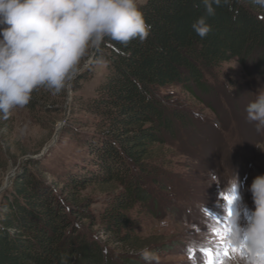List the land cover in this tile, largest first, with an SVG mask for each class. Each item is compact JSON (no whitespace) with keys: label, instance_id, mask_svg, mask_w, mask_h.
Wrapping results in <instances>:
<instances>
[{"label":"rangeland","instance_id":"obj_1","mask_svg":"<svg viewBox=\"0 0 264 264\" xmlns=\"http://www.w3.org/2000/svg\"><path fill=\"white\" fill-rule=\"evenodd\" d=\"M46 1L60 12L70 3ZM143 2L124 0L91 47L117 18ZM33 5L34 0H0V20L8 15L20 20ZM253 8L264 17V2ZM9 33L0 26V197L15 177L8 176L24 166L32 169L30 161H39L40 181L59 191L64 175L93 167L85 141L98 137L99 118L87 111V102L103 81L105 64L89 69L93 51L76 59L67 79L47 86L30 107L21 89L40 75L41 54ZM205 81L208 92L177 85L160 90L172 107L187 111L188 122L144 160L150 198L128 211L137 245L116 241L101 219L123 190L119 182L92 183L79 194L85 214L74 218L76 224L115 258L143 264H264V78L233 59L205 72ZM6 180L11 184L4 188Z\"/></svg>","mask_w":264,"mask_h":264},{"label":"trees","instance_id":"obj_2","mask_svg":"<svg viewBox=\"0 0 264 264\" xmlns=\"http://www.w3.org/2000/svg\"><path fill=\"white\" fill-rule=\"evenodd\" d=\"M123 2L70 0L60 12L46 0H34L33 11L20 20L12 15L0 20L21 46L41 54L40 75L21 89L30 107L47 86L67 79L76 59L93 51L89 69L105 64L103 81L87 102V111L99 118L98 137L85 141L93 167L64 175L59 191L40 181L39 161L15 175L0 197V264H143L115 258L76 224L74 218L85 214L79 194L92 183L119 182L123 190L101 219L116 241L137 245L128 211L150 198L144 160L154 145L188 122L187 111L172 107L160 90L177 85L208 92L205 72L233 59L264 78V17L253 8L264 0H145L117 18L91 47ZM1 97L0 92V107Z\"/></svg>","mask_w":264,"mask_h":264},{"label":"water","instance_id":"obj_3","mask_svg":"<svg viewBox=\"0 0 264 264\" xmlns=\"http://www.w3.org/2000/svg\"><path fill=\"white\" fill-rule=\"evenodd\" d=\"M15 175H16L15 172H13L11 175L8 176L7 180H8L9 178L14 177ZM7 180H6V183H5L4 188H7V187L11 184V181L9 182V181H7ZM8 182H9V184H8Z\"/></svg>","mask_w":264,"mask_h":264}]
</instances>
